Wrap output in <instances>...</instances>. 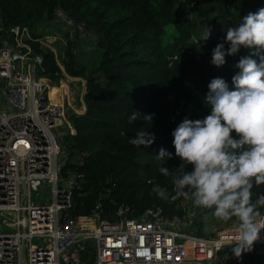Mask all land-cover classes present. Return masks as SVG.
<instances>
[{"label": "trees", "instance_id": "1", "mask_svg": "<svg viewBox=\"0 0 264 264\" xmlns=\"http://www.w3.org/2000/svg\"><path fill=\"white\" fill-rule=\"evenodd\" d=\"M58 6L76 23L83 22L84 31L94 33L101 50L95 63L97 73H89L70 40L63 59L69 74L87 79V108L71 114L76 132L66 135L70 157L62 167L64 175L77 173L74 214H90L101 201L103 216L111 219L121 204L130 205L137 216L159 205L168 217H187L184 197L169 202L151 193L152 187L159 185L170 197L175 194L172 178L162 175L158 164L181 174L172 131L185 117L203 119L211 113V106L204 102L209 83L219 77L233 89L232 77L240 71L236 65L253 49L241 47L236 54L226 55V63L211 70L208 84L195 78L206 69L196 56L206 53L208 44L215 48L224 43L227 49V29L238 26L243 16L264 8V0H0L6 27L0 33V44L1 38L9 36V28L18 23L28 25L32 35L40 38L39 26L55 19ZM206 17L211 25L210 36L204 40L201 36L206 30L199 36L195 33ZM170 24L175 32L165 39ZM84 31L77 30V34ZM28 41L43 54L46 74L60 79L63 69L55 51L40 39ZM252 58L260 62L259 56ZM137 111L141 118L130 124L128 116ZM153 113L152 122L143 120V115ZM141 128L156 135L147 148L130 143ZM161 147L173 154L166 162L155 159ZM251 191L255 202L264 195V184L254 185ZM211 212L200 207L194 221L199 214ZM196 232L201 234L200 229ZM224 264H264V252H249Z\"/></svg>", "mask_w": 264, "mask_h": 264}, {"label": "built area", "instance_id": "2", "mask_svg": "<svg viewBox=\"0 0 264 264\" xmlns=\"http://www.w3.org/2000/svg\"><path fill=\"white\" fill-rule=\"evenodd\" d=\"M57 16L85 30L60 6ZM4 30L0 15V33ZM8 33L0 44V94L5 99L0 107V264H224L264 252V229L252 250L237 257L235 242L228 243L236 225L201 235L191 230L194 214L168 217L159 205L137 216L130 205L121 204L111 219L103 216L99 201L92 213L74 214L77 173L62 172L70 155L61 159V137L76 132L69 109L75 110L84 95L83 78L67 75L60 62L70 78L67 84L64 76L56 84L46 74L43 54L28 40L44 44L50 35L35 38L20 23ZM207 46L196 56L203 64L212 59L214 47ZM53 86L59 87L55 98ZM61 126L60 134L55 129ZM260 213L264 219V209Z\"/></svg>", "mask_w": 264, "mask_h": 264}, {"label": "clouds", "instance_id": "3", "mask_svg": "<svg viewBox=\"0 0 264 264\" xmlns=\"http://www.w3.org/2000/svg\"><path fill=\"white\" fill-rule=\"evenodd\" d=\"M210 29L202 34L207 40ZM224 43L213 49L211 64L220 67L226 55L236 54L241 47L253 49L251 55L241 57L232 77L233 89L222 78H213L208 85L205 104L211 113L203 119L185 117L172 131L175 155L181 161L180 175L158 164L159 172L172 178L174 195L166 188L154 185L151 193L172 202L180 197L194 198L195 206L212 211L220 221L235 218L236 234L229 240L235 256L251 251L258 241L264 219L259 209L264 207V195L253 202L254 185L264 184V8L242 17L236 27L227 29ZM252 56H259L260 62ZM153 114L143 115L152 122ZM141 118L139 112L128 116L132 124ZM233 133L236 136H233ZM238 137V138H236ZM156 140L154 132L141 128L130 143L147 148ZM173 154L161 147L156 152L158 162H166ZM191 166V170H186Z\"/></svg>", "mask_w": 264, "mask_h": 264}, {"label": "rangeland", "instance_id": "4", "mask_svg": "<svg viewBox=\"0 0 264 264\" xmlns=\"http://www.w3.org/2000/svg\"><path fill=\"white\" fill-rule=\"evenodd\" d=\"M211 25L210 18L206 17L202 20H200V23L198 25V28L196 30L195 35L199 36V34L203 33L208 27ZM41 27V28H40ZM74 27V26H73ZM72 25L68 24L62 17L57 16V18L53 20H45L40 26H39V32L43 35H50V41H46L44 45L49 48H54V51L56 53L58 61L63 65V59L65 56V52L67 49V45L69 43V40L74 43L76 53L78 54L79 58L84 62L87 63L89 67V73H97V70L95 69V63L96 59L100 53V48L97 46L94 33L92 31H84L83 34L78 35L77 30L73 29ZM175 32V26L173 24H170L167 26V32L164 35L165 39H168L171 33ZM56 36V37H55ZM210 57V56H209ZM206 66V73H203L201 77H198V80L203 84H208L210 82V72L213 68H216L217 66L210 63L209 59H204ZM64 66V65H63ZM65 72V71H64ZM63 75L64 78L67 77V75ZM67 73V72H66ZM61 76V77H62ZM52 81L56 84L59 83V79L53 78ZM63 79V77H62ZM61 82V81H60ZM57 86H53L52 88H55ZM2 102H5V99L3 98V95L0 94V107L3 106ZM69 108H73L69 106ZM69 112H71V109H69ZM64 127L61 126L60 128H56L55 130L58 131V133L61 134ZM67 136H62L61 139L64 140V150L61 153V159H66L69 155L68 151V145L66 141ZM73 158V157H72ZM40 193L47 197L48 193L45 191H40ZM193 197L191 194H189L188 197H184V207L187 209V211L191 214H198L200 211V207L195 206L193 203ZM49 200V198L47 199ZM46 201V200H45ZM235 218L232 220H229L227 222H223L215 218L211 213L207 214H199L197 218L194 221V226L191 228L193 232L196 233L198 229H200L201 235H208L214 228L221 227L222 229H227L229 227L236 225L234 223ZM234 224V225H233ZM237 226V225H236Z\"/></svg>", "mask_w": 264, "mask_h": 264}, {"label": "crops", "instance_id": "5", "mask_svg": "<svg viewBox=\"0 0 264 264\" xmlns=\"http://www.w3.org/2000/svg\"><path fill=\"white\" fill-rule=\"evenodd\" d=\"M41 28V27H40ZM64 67V66H63ZM65 68V67H64ZM66 71V70H65ZM67 72V71H66ZM68 73V72H67ZM203 73H206V71H204V72H202V73H199V74H197L196 76H195V78L197 79V81H199L198 80V77H201V76H204V75H202ZM67 75H69V76H71V74H67ZM210 75V74H209ZM79 76H81V75H79ZM82 78H83V81H81L80 83L82 84V89H83V92H84V94H85V91H86V85H87V79L85 78V77H83V76H81ZM68 79H70V78H68V76L66 77V78H63V80H64V83L65 84H67L68 82H69V80ZM209 80H210V78H209ZM200 82V81H199ZM201 83V82H200ZM203 84V83H202ZM76 102H77V108L75 109V110H73V111H71V114L72 113H83V112H85L86 111V108H87V105H86V102H85V98H84V95H83V97H80L79 99H77L76 100Z\"/></svg>", "mask_w": 264, "mask_h": 264}, {"label": "bare ground", "instance_id": "6", "mask_svg": "<svg viewBox=\"0 0 264 264\" xmlns=\"http://www.w3.org/2000/svg\"><path fill=\"white\" fill-rule=\"evenodd\" d=\"M58 91H59V87H55V88H51V95L52 97H57L58 96ZM86 220L85 221H82L81 224H85Z\"/></svg>", "mask_w": 264, "mask_h": 264}]
</instances>
